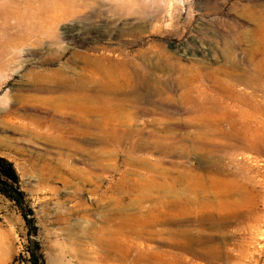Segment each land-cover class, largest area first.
<instances>
[{"label":"rangeland","instance_id":"rangeland-1","mask_svg":"<svg viewBox=\"0 0 264 264\" xmlns=\"http://www.w3.org/2000/svg\"><path fill=\"white\" fill-rule=\"evenodd\" d=\"M40 6L44 12L34 15ZM167 57L183 67L226 70L233 62L241 77L255 66L264 70V0H0V158L13 166L17 184L10 186L25 206L2 193L0 184V264H29L32 242L43 264H264V83L255 93L260 104L251 126L224 129L245 140L223 141L222 149L203 153L187 142L175 144L173 153L131 150V143H140L133 133L106 145L96 116L49 113L52 103L33 91L56 71L68 76L87 66L88 73L107 59L143 62L162 77L165 72L150 66L167 64ZM238 86L227 95L251 92ZM150 133L179 138L183 132L141 131L146 138ZM139 161L155 165L158 174ZM179 173L188 176L194 208L174 200L164 207L135 203L137 186L148 191L140 195L157 199L158 185ZM24 211L35 236L28 237ZM120 221L133 230H122ZM101 227L115 231L114 242L94 240Z\"/></svg>","mask_w":264,"mask_h":264},{"label":"bare ground","instance_id":"bare-ground-1","mask_svg":"<svg viewBox=\"0 0 264 264\" xmlns=\"http://www.w3.org/2000/svg\"><path fill=\"white\" fill-rule=\"evenodd\" d=\"M4 7L6 6H2V9ZM15 10L16 9H14V11ZM32 12L34 13V15L42 14L44 12V7L40 6V8H35L34 10H32ZM136 55L137 58L144 60L146 54L143 51H139L136 53ZM167 59L169 60L167 64L158 63V64H152L150 66L151 68H154L157 71L161 70V72H165V74L162 77L157 76L155 73L152 72L150 73L146 69V65L143 62H135V61L133 62L127 60H123L121 62H112L107 59V60H102L103 63L96 62L95 64L91 65L89 67L90 70L88 73H86L87 66H85L84 69H80L78 73L72 72L70 73L71 75L68 76L65 75V73H67L66 70L56 71L52 75L51 82H48L46 85H40L39 87L34 88L33 91L37 94L46 95V97L40 98L39 100L42 99L48 103H52L50 107L45 108V110L49 113L60 114L62 116L63 115L66 116L68 114L73 113L76 117L79 114L81 115L88 114V115L96 116L97 117L96 125L105 131L104 137L105 140L106 139L107 140L104 141L103 143L106 145H110L113 142L120 143L119 140L120 136L122 138L124 137L128 138V136L131 137L133 133L135 134V136L139 137L140 143L139 142L131 143L130 146L131 150H136V149L153 150L166 154L172 152V149H174L173 147L175 144H182L187 142L189 144L191 143L192 145L196 146L198 151L200 153H203L206 150L208 151V149L210 148L222 149L224 146L223 141H228L232 143H241L243 140H245L244 138L242 139L239 135L236 134L227 135L224 132V129L228 128L227 130H230L231 132L234 133V128L236 129V127H240L241 129H243L251 126V124L253 123V119H251L253 118L252 111L260 104V101H258L255 97V93L261 91L260 84L264 83V70L255 66V68L252 69V71L247 72L250 75H246V77H241L239 76L238 71H236L238 70L237 64L233 62L230 63V67L224 70L222 68L211 69L210 67H203L202 66L203 64L201 63H197V65H191L189 67H183L179 62L174 60L171 61L172 58L167 57ZM238 85H241L243 86V88L251 90V92L247 94H242L238 91V95L235 94V96L232 97L228 96L227 91L230 92L235 91ZM262 96L264 98L263 90H262ZM53 120L55 121V119ZM77 122L78 121L73 120L74 124H77ZM85 125H87V123ZM92 125L95 124L92 123ZM88 126L90 127L91 124ZM146 130L149 132L162 131L166 133H171V132H177L180 134L182 132L183 133L181 134V136H179V138L172 136H165L164 138L163 137L159 138L156 135H154V133H150L151 135L150 136L147 135L148 137L146 138L142 135L143 133L141 134V131H146ZM192 131H196L197 133L189 135L190 133H192ZM109 133L111 134L110 137L108 136ZM98 143L100 142L89 141L88 144L97 145ZM139 162L142 164L143 169L150 170L153 173H155V171L157 170V167L155 165L150 166L145 161H139ZM159 163H161V161H159L157 164ZM202 165H203L202 168L205 171L207 172L212 171V169L209 168V166L211 165L205 166L203 163ZM214 167H216V165ZM161 175H163V177L166 176L163 172L160 173V176ZM187 178L188 176H186L185 174L179 173L176 175V179H174L171 183H166L164 179L163 180L164 182H161L158 185L159 187L158 189L160 190L156 191V195L159 196L157 199L153 198L154 196L145 197L143 195H140L146 193L147 190H145L142 186L139 187L137 186L138 190L136 188L135 189L137 190V194L139 195V198H136L135 203L139 204L147 200L150 201V203H152L153 206H157L159 203L164 207V205L167 204L168 201H170L169 203H171L174 200L175 201L174 203L177 204L180 203L186 207L190 206L194 208V206L198 203L194 201L195 195L191 194L193 191L190 193L191 188L188 189ZM204 184H206V182ZM163 186L165 187L167 186L168 190L166 191V188L162 189ZM208 187L210 188V185H208ZM219 191L221 193V190ZM174 192H176L175 196L176 197L178 196L181 199L180 198L178 199L173 195H171ZM185 193L188 194L184 198L183 195ZM209 194L211 195V193ZM130 195H133V192ZM133 196L135 198L137 195L136 196L133 195ZM200 196L201 195H199V197ZM129 202L133 203L131 200ZM149 213L152 212L150 211ZM149 213L147 212V214ZM157 213H161V212H157ZM141 216L142 215L139 216V219L141 220V222L139 223L141 226H145L144 225L145 217L143 219V217ZM182 217H186V216H182ZM150 219L151 218H149V220ZM109 220H110L109 218H105L103 219V223L107 224ZM155 221H157V219ZM205 221H208V218H206ZM218 223L219 225H217V227L221 228L220 221H218ZM121 224L122 227H124L122 230L128 231V227L131 228V230H133L130 224L126 225L124 222L123 223L121 222ZM102 228L103 227L100 228L99 236H95L94 238V240L101 246H103L104 244L103 241L101 240L103 236L109 237L108 239L109 242L110 238L113 241V236L115 233V231H113L114 232L113 233L109 228L108 229L107 228L102 229ZM128 232L130 233V231ZM160 233H162V231ZM95 234L96 233H94V235ZM152 234H154V232H152ZM142 239L144 238L142 237ZM79 247L81 246L79 245ZM92 260L94 259L92 258Z\"/></svg>","mask_w":264,"mask_h":264},{"label":"trees","instance_id":"trees-1","mask_svg":"<svg viewBox=\"0 0 264 264\" xmlns=\"http://www.w3.org/2000/svg\"><path fill=\"white\" fill-rule=\"evenodd\" d=\"M0 179L2 180L0 184L3 186L1 188L2 193L7 194L8 198H10L19 207H21L22 210H24L25 206L23 205L21 194L15 192L16 190L13 191V189L10 186L17 184V175L13 169V166L9 162L1 158H0ZM9 190L12 193H10ZM26 213L25 211L22 212V216L28 228V237H32L35 236L36 234V228L33 226L32 221L27 218L30 215L29 214L30 212L26 211ZM31 247L32 248L29 249L30 252L29 264H43L42 255L40 254V250L38 248L37 243L32 242Z\"/></svg>","mask_w":264,"mask_h":264}]
</instances>
